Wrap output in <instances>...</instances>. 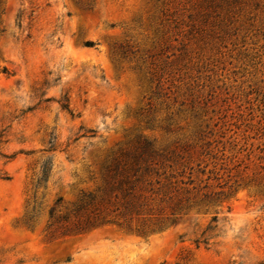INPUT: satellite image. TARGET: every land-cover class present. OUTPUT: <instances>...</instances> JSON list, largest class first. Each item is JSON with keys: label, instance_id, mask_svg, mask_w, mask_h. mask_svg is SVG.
Here are the masks:
<instances>
[{"label": "rangeland", "instance_id": "obj_1", "mask_svg": "<svg viewBox=\"0 0 264 264\" xmlns=\"http://www.w3.org/2000/svg\"><path fill=\"white\" fill-rule=\"evenodd\" d=\"M0 264H264V0H0Z\"/></svg>", "mask_w": 264, "mask_h": 264}, {"label": "trees", "instance_id": "obj_2", "mask_svg": "<svg viewBox=\"0 0 264 264\" xmlns=\"http://www.w3.org/2000/svg\"><path fill=\"white\" fill-rule=\"evenodd\" d=\"M85 45L88 46V47H92L93 44L86 43ZM3 72H5V69L3 70ZM62 108L64 110H66V111H69V108H68V105H67V101H66V104L62 105ZM49 171H50V165L47 162V163H45L42 166L41 176L38 179V184H41V183L46 182V180L48 178ZM108 171L114 173L116 171V169L112 168L111 170L109 169ZM57 203H59V201ZM83 208H84V205H81L79 209L82 210ZM49 219L52 220V221L54 220L55 222H58V223L61 222V221H66V218L65 217L64 218L56 217V207H53V208L50 209V211H49ZM84 225H85V227H80L78 229L79 230H84L85 228H87L86 225H88V224H84ZM207 230H209V228ZM207 242H208V239H204L202 241V243L204 245H207ZM195 243L198 245L199 244V241H196Z\"/></svg>", "mask_w": 264, "mask_h": 264}]
</instances>
